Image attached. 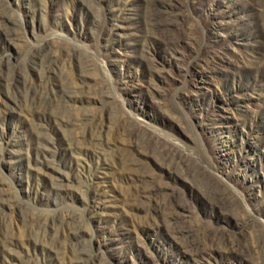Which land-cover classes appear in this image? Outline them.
<instances>
[{"label":"rangeland","instance_id":"obj_1","mask_svg":"<svg viewBox=\"0 0 264 264\" xmlns=\"http://www.w3.org/2000/svg\"><path fill=\"white\" fill-rule=\"evenodd\" d=\"M0 264H264V0H0Z\"/></svg>","mask_w":264,"mask_h":264}]
</instances>
